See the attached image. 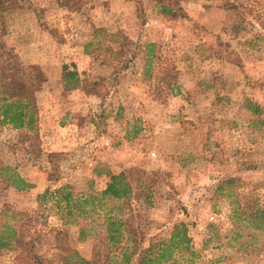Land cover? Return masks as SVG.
Returning <instances> with one entry per match:
<instances>
[{"label": "rangeland", "instance_id": "1", "mask_svg": "<svg viewBox=\"0 0 264 264\" xmlns=\"http://www.w3.org/2000/svg\"><path fill=\"white\" fill-rule=\"evenodd\" d=\"M181 7L172 19L153 0H0V41L38 88L35 131L0 125V220L22 214L0 264H79L107 251L118 262L121 245L101 240L109 214L137 229L127 245L137 255L182 223L190 253L170 263L264 264V230L231 218L230 205L238 193L264 208V0ZM120 173L133 194L95 199ZM20 174L38 187L10 186ZM47 180L71 193V216L62 193L45 195Z\"/></svg>", "mask_w": 264, "mask_h": 264}, {"label": "trees", "instance_id": "2", "mask_svg": "<svg viewBox=\"0 0 264 264\" xmlns=\"http://www.w3.org/2000/svg\"><path fill=\"white\" fill-rule=\"evenodd\" d=\"M160 8L161 13L172 19H176L182 12L181 0H153ZM228 6V5H227ZM231 5H229L230 7ZM156 46L155 43L147 45L148 54L154 57L151 53ZM12 69L8 73L7 70ZM35 71L36 68L32 67ZM26 69L22 67L18 56L14 51L8 48L2 41H0V88L8 86L7 95L0 96V125L10 126L12 129L21 130L27 129L35 131L37 123V108L35 104V92L38 89L34 86V81L30 78V74L26 73ZM65 78L75 79L77 81L78 74L76 71H65ZM35 80L40 81V76H35ZM249 108L253 113H259L261 108L258 105H252ZM137 131H134L136 134ZM4 167H0V176H3ZM18 183L11 182L10 186H15L16 189L23 190L31 187V185L17 176ZM233 184L232 179H225L218 183L216 191H222L225 186L230 187ZM258 188L264 192V179L258 185ZM55 193H62L65 201V209L67 216H71L70 207L77 203L71 200V193H64L63 189H58ZM49 195L45 192V195ZM52 194V193H51ZM133 194V191L126 180L123 173L118 175H110V181L107 183L105 189L97 194L95 199L104 202L116 203L128 199ZM243 200V204L240 202ZM63 200V199H62ZM85 205L87 200L82 201ZM73 203V204H72ZM78 204H75V206ZM231 218L240 221L242 216L249 221V227L257 231L264 230V208L260 206L258 200L250 195L240 197L235 193L234 199L230 202ZM74 206V207H75ZM118 209L121 212V207L111 206L110 210ZM6 213V212H4ZM2 213V215H5ZM8 214V212H7ZM10 220H0V251L11 249L15 241L19 237V226L17 222L22 220V214L19 212H9ZM105 232L102 234V242L107 241V247L111 246L118 248L121 245V259L118 262H113L109 257V251L103 258H96V260H83L79 264H99L100 260L108 264H173L170 263L174 253L188 251L190 253V237L188 236L186 226L179 224L175 226L171 232L170 238L167 241L157 242L144 250L140 255L135 253V249L131 250L127 245L130 241H134V236L137 229L129 231L123 229V221L116 219L109 214L105 219ZM125 233V235H123ZM253 236V235H252ZM24 250L32 252L34 246L31 242L23 245ZM39 258V257H37ZM135 260V263H133ZM66 264H70L65 262Z\"/></svg>", "mask_w": 264, "mask_h": 264}, {"label": "crops", "instance_id": "3", "mask_svg": "<svg viewBox=\"0 0 264 264\" xmlns=\"http://www.w3.org/2000/svg\"><path fill=\"white\" fill-rule=\"evenodd\" d=\"M20 177H21V179H23L25 182H27V183H29L30 181L29 180H27V179H25V177H23V175H19ZM60 182H51V181H49V180H47V192L49 193V196H52V195H54V193H55V191H57V190H54L55 188H59L58 186H60V185H58ZM38 187V184H36V183H32V185H31V187H29V189H31V188H37ZM50 188V189H49ZM28 189V188H27ZM59 189H61V188H59ZM52 193V194H51ZM85 260H87V261H89L90 259H85Z\"/></svg>", "mask_w": 264, "mask_h": 264}]
</instances>
